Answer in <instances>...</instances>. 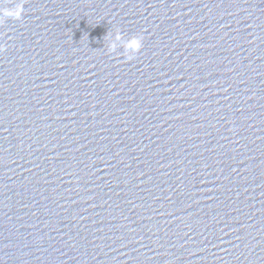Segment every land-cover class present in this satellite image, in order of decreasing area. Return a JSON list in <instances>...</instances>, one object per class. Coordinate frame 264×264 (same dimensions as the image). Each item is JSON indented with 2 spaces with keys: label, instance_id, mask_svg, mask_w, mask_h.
<instances>
[{
  "label": "water",
  "instance_id": "water-1",
  "mask_svg": "<svg viewBox=\"0 0 264 264\" xmlns=\"http://www.w3.org/2000/svg\"><path fill=\"white\" fill-rule=\"evenodd\" d=\"M0 44V264H264V0H0Z\"/></svg>",
  "mask_w": 264,
  "mask_h": 264
},
{
  "label": "clouds",
  "instance_id": "clouds-1",
  "mask_svg": "<svg viewBox=\"0 0 264 264\" xmlns=\"http://www.w3.org/2000/svg\"><path fill=\"white\" fill-rule=\"evenodd\" d=\"M121 33L119 31L116 32V38L119 39L120 38ZM139 43V42H138ZM6 45L5 44H0V52H3L6 49ZM142 47V45L139 43V47L137 48V51H139V48ZM116 48V45L113 43L110 46V50L114 51Z\"/></svg>",
  "mask_w": 264,
  "mask_h": 264
}]
</instances>
